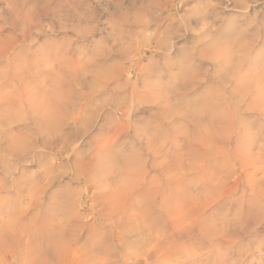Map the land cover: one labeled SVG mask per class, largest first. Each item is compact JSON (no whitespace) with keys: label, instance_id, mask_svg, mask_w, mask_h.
I'll return each mask as SVG.
<instances>
[{"label":"rangeland","instance_id":"374dc122","mask_svg":"<svg viewBox=\"0 0 264 264\" xmlns=\"http://www.w3.org/2000/svg\"><path fill=\"white\" fill-rule=\"evenodd\" d=\"M155 25L167 43L135 50ZM0 44V264L64 243L48 264H264V0H0Z\"/></svg>","mask_w":264,"mask_h":264},{"label":"bare ground","instance_id":"6f19581e","mask_svg":"<svg viewBox=\"0 0 264 264\" xmlns=\"http://www.w3.org/2000/svg\"><path fill=\"white\" fill-rule=\"evenodd\" d=\"M11 1H12V0H11ZM164 1H165V0H164ZM169 1H170V0H169ZM171 1H172V0H171ZM236 1H237V0H236ZM244 1H245V0H243V2H244ZM158 2H159V1H158ZM158 2H157V3L155 2L156 5L158 4ZM162 2H163V1H162ZM238 3L241 4L242 2H238ZM152 4H153V3H151L150 5H152ZM164 4H165V3H164ZM160 5H161V4H160ZM165 5H166V4H165ZM161 9H162V8H161ZM195 10H196V9H195ZM192 12H193V11H192ZM195 13H197V11H196ZM201 15H202V14H201ZM200 18H201V16L199 17V19H200ZM150 19H151V18H150ZM159 20H160V19H159ZM157 22H158V21H157ZM159 22H160V21H159ZM144 24H145V23H144ZM153 24H154V23H153ZM155 24H156V23H155ZM157 24H158V23H157ZM210 24H211V22H209V19L206 20V19H204V18H201V20H200V27L202 26L201 28L205 31V33H206L205 35L209 36L207 39H209L210 37L215 39V36H216V35H214L213 32L210 31V29L208 28V26H209ZM158 25H159V24H158ZM150 26H151V25H150ZM155 26H156V25H155ZM162 26H163V25H162ZM210 26H211V25H210ZM147 28H148V27H147ZM151 28H152V27H151ZM153 28H154V27H153ZM169 28H170V27H168V28L166 27V29H164V30L161 31V26H156V27H155L154 29H152V30H150V29L147 30V33L149 34V36L146 35V36H148L147 38L141 37V39L139 38V39H140L139 42H137V41L134 39V40L136 41V43H135L136 45H135V47H134L135 50H136L137 48L140 49L141 47H145L146 45L144 44V42L146 43L147 41H149V42L151 43V44H150V47H148L150 50H155V51H157V50L162 49L163 46H164V43L166 42V40H168V36H166V34L168 35V33H169V32H168ZM214 28H215V27H214ZM203 30H202V31H203ZM211 30H212V29H211ZM141 31H142V30H141ZM204 31H203V33H204ZM216 32H217V31H216ZM140 33H141V32H140ZM214 33H215V32H214ZM218 33H219V32H218ZM218 33H217V34H218ZM140 35H141V34H140ZM201 35H202V34H201ZM220 35H221V33L219 34V36H220ZM137 36H139V34H138ZM202 36H203V35H202ZM217 37H218V36H217ZM136 38H137V37H136ZM201 38H202V37H201ZM204 38H205V40H204ZM220 38H221V36H220ZM214 39H213V40H214ZM217 39H218V38H217ZM217 39H215V40L217 41ZM211 40H212V39H211ZM211 40H210L209 43H211V42L213 41V40H212V41H211ZM164 41H165V42H164ZM201 41H202V40H201ZM203 41H206V37H205V36L203 37ZM216 41H215V42L213 41L212 44L217 43ZM220 41H221V40H220ZM166 43H167V42H166ZM166 43H165V44H166ZM218 43H221V42L218 41ZM206 44H207V43H206ZM212 44H210V45H212ZM0 45H1V44H0ZM6 45L9 46V44H6ZM220 45H221V44H220ZM1 46H2V45H1ZM8 46H7V47H8ZM204 46H205V45H204ZM222 46H223V45H222ZM4 47H5V46H4ZM7 47H6L5 49H8ZM132 47H133V45H131V44H130V46H128V48H132ZM220 47H221V46H220ZM0 48H1V47H0ZM11 48H12V47H10V49H11ZM202 48H204V47H202ZM206 48H207V47H206ZM206 48H205V49H206ZM209 48H210V46H209ZM213 48H214V47H213ZM126 49H127V48H126ZM205 49H201V50H199V55H200V56H202V57L204 56V57H205V55H206V50H205ZM214 49H215V48H214ZM214 49H213V50H214ZM223 49H224V48H223ZM0 50H1V49H0ZM2 50H3V49H2ZM127 50H128V49H127ZM146 50H147V49H146ZM213 50H212V51H213ZM216 50H217V47H216ZM128 51H129V50H128ZM207 51H209V50H207ZM212 51H211V52H212ZM217 51H219V50H217ZM1 52L3 53V51H0V53H1ZM9 52H10V51L8 50V53H9ZM124 52H125V51H124ZM129 52H130V51H129ZM133 52H134V50L132 49V52H130V54L133 53ZM214 52H215V51H214ZM220 52H221V51H220ZM229 52H231V51H229ZM126 53H127V52H126ZM140 53H141V52H140ZM212 53H213V52H212ZM212 53H210V54H212ZM210 54H209V55H210ZM217 54H218V53H217ZM223 54H224V52H223ZM223 54H222V55H223ZM230 54H231V53H230ZM230 54H229V55H230ZM2 55H3V54H2ZM209 55H207V56H209ZM213 55L215 56V54H213ZM213 55H212V59H211V61H214L213 59H215V58L217 57V56H216V57L214 58ZM218 55H219V54H218ZM220 55H221V54H220ZM229 55H228V56H229ZM0 56H1V55H0ZM6 56H7V55H6ZM6 56H4V57H6ZM19 56H20V55H19ZM140 56H141V55H139L138 57L140 58ZM228 56H227V57H228ZM141 57H142V56H141ZM229 57H230V56H229ZM229 57H228V58H229ZM6 58H7V57H6ZM228 58H226V61L228 60ZM230 58H231V57H230ZM217 59H218V57H217ZM215 60H216V59H215ZM230 60L232 61V59H229V61H230ZM229 61H228V63H229ZM9 62H10V61H9ZM232 62H233V61H232ZM241 62H242V61H241ZM12 63H13V62H12ZM12 63H11V64H12ZM20 63H21V65L23 64L21 61H20ZM230 63H231V62H230ZM13 64H14V63H13ZM26 64H27V63H26ZM224 64H225V63H224ZM231 64H232V63H231ZM234 64H235V62H234ZM234 64H233V65H234ZM237 64H239V66H241V65H240V62L237 63ZM19 65H20V64H19ZM111 65H112V64H111ZM116 65H117V64H116ZM116 65H115V66H116ZM225 65H226V64H225ZM233 65H232V66H233ZM11 66H13V65H11ZM11 66H10V67H11ZM17 66H18V65L16 64V67H14V68H17ZM23 66H24V64H23ZM26 66H28V67H26V68H22V69H26V71H27V69L29 68V65L27 64ZM93 66H94V65H93ZM109 66H110V65H109ZM235 66H236V65H235ZM235 66H234V67H235ZM237 66H238V65H237ZM237 66H236V67H237ZM8 67H9V66H8ZM10 67H9V68H10ZM119 67H120V66H119ZM225 67H226V66H225ZM227 67H228V65H227ZM11 68H13V67H11ZM19 68H20V70H22V69H21V66H20ZM93 68H95V67H93ZM96 68H97V67H96ZM111 68H112V67H111ZM113 68H114V67H113ZM113 68H112V69H113ZM117 68H118V67H117ZM117 68H115V70H117ZM228 68H229V67H228ZM240 68H241V67H240ZM240 68H239V70H240ZM99 69H100V68H99ZM102 69H103V68H102ZM225 69H226V68H225ZM230 69H231V67H230ZM243 69H244V68H243ZM243 69H242V70H243ZM9 70H10V69H9ZM16 70H18V69H16ZM28 70H29V69H28ZM92 70L94 71L95 69H91V71H92ZM105 70H106V69H105ZM107 70H108V68H107ZM110 70H111V69H110ZM110 70H109V71H110ZM113 70H114V69H113ZM236 70H237V69H236ZM239 70H238V72H239ZM6 71H8V70H6ZM18 71H19V70H18ZM18 71H17V72H18ZM89 71H90V70H88V72H89ZM98 71H100V70H98ZM103 71H104V70H102V72H103ZM109 71H108V72H109ZM117 71H119V69H118ZM120 71H121V69H120ZM120 71H119V72H120ZM8 72H9V71H8ZM24 72H25V70H24ZM24 72H23V73H24ZM27 72H28V71H27ZM104 72L106 73V71H104ZM111 72H112V71H111ZM115 72H116V71H115ZM115 72H114V73H115ZM121 72H122V71H121ZM232 72H235V73H236V71H232ZM3 73H4V75L1 73L2 75H0V76H4V78L6 79L5 76H6L8 73L6 72V73H7L6 75H5V72H3ZM9 73L11 74V72H9ZM30 73H31V72H30ZM91 73H92V72H91ZM93 73H94V75H96L95 73H97V72H93ZM93 73H92V74H93ZM98 73H99V72H98ZM112 73H113V72H112ZM117 73H118V72H117ZM85 74H86V72H85ZM89 74H90V73H89ZM102 74H104V73H102ZM109 74H111V73L109 72ZM196 74H197V73H196ZM240 74H241V73H240ZM8 75H9V74H8ZM13 75H14V74H13ZM16 75H17V74H16ZM16 75H14V76H16ZM20 75H21V77L23 76L22 73H21ZM90 75H91V74H90ZM98 75H99V74H98ZM100 75H101V72H100ZM107 75H108V73H107ZM113 75H114V74H113ZM117 75H119V74H117ZM117 75H116V76H117ZM198 75H199V74H198ZM235 75H239V74L236 73ZM235 75H234V76H235ZM248 75H249V74H248ZM255 75H256V74H255ZM11 76H12V75H11ZM96 76H97V75H96ZM246 76H247V75H246ZM246 76H244L245 79H246ZM253 76H254V75H253ZM260 76H262V75H260ZM12 77H13V76H12ZM25 77H26V76H25ZM93 77H94V76H93ZM97 77H98V76H97ZM101 77L103 78V75H102ZM107 77H108V76H107ZM241 77H242V76H241ZM249 77H250V75L248 76V78H249ZM251 77H252V76H251ZM255 77H256L257 80L260 79L258 76H255ZM257 77H258V78H257ZM4 78H3V79H4ZM15 78H17V77H15ZM104 78H106V76H105ZM111 78H112V77H111ZM114 78H115V77H114ZM236 78H237V77H236ZM0 79H1V77H0ZM3 79H2V81H3ZM5 79H4V80H5ZM23 79H24V78H23ZM25 79H26V78H25ZM29 79H30V78H29ZM94 79H96V78H94ZM98 79H101V78H98ZM107 79L110 80L109 78H107ZM261 79L264 80V76H262ZM18 80L20 81V79H18ZM18 80H16V81H18ZM21 80H22V78H21ZM26 80H28V79H26ZM33 80H34V79H33ZM248 80H249V79H248ZM253 80H254V79H253ZM253 80H252V82H253ZM257 80H254V81H257ZM6 81H7V80H6ZM29 81L31 82V80H28V82H29ZM106 81H107V80H106ZM182 81H183V80H182ZM258 81H259V80H258ZM4 82H5V81H4ZM7 82H8V81H7ZM9 82H14V80L12 79V81L10 80ZM20 82H21V81H20ZM28 82H27V83H28ZM34 82H35V81H34ZM245 82H246V81H244V84H247V83H245ZM247 82H248V81H247ZM262 82H263V81H261V83H262ZM0 83H1V82H0ZM14 83H15V82H14ZM14 83H13L14 86H12V84H11V86H12L13 88L16 87V85H15ZM22 83H23V82H22ZM183 83H184V82H183ZM259 83H260V82H259ZM261 83H260V84H261ZM24 84H25V86L27 85L26 83H24ZM28 84H30V83H28ZM31 84H33V83L31 82ZM41 84H42V83H41ZM118 84H119V83H118ZM118 84H117V85H118ZM121 84H122V83H121ZM251 84H252V83H251ZM253 84H254V82H253ZM262 84H264V82H263ZM262 84H261V85H262ZM9 85H10V84H9ZM19 85H21V83H19ZM22 85H23V84H22ZM54 85H55V84H54ZM60 85H61V84H60ZM60 85H59V86H60ZM254 85H255V84H254ZM3 86H4V85H3ZM3 86H2V87H3ZM39 86H40V88H41L42 85L39 84ZM118 86H119V85H118ZM242 86H244V85H242ZM250 86H251V85H250ZM7 87H8V86H7ZM21 87H22V86H21ZM21 87H20V88H21ZM26 87H28V86H26ZM43 87H44V86H43ZM116 87H117V86H116ZM120 87H121V85H120ZM13 88H12V90H13ZM30 88H31V87H30ZM34 88H35V87H34ZM40 88H38V86H37V88H35V89H40ZM47 88H48V87H47ZM47 88H45V89H47ZM53 88H54V87H53ZM57 88H58V87H57ZM3 89H4V88H3ZM5 89H6V87H5ZM5 89H4V92H5ZM8 89H9V87H8ZM14 89H15V91L17 90L16 88H14ZM18 89H19V88H18ZM21 89H22V88H21ZM26 89H27V88H26ZM28 89H29V88H28ZM28 89H27V91H28ZM41 89H42V88H41ZM45 89H43V90L46 91V92H48V90H45ZM50 89L53 90L52 88H50ZM50 89H49V90H50ZM61 89H62V87H61ZM12 90H11V91H12ZM58 90H60V87H59ZM58 90H57V91H58ZM250 90H251V89H250ZM0 91H1V93L3 92L2 89H1ZM22 91H23V90H22ZM22 91H20V92H22ZM25 91H26V90H25ZM33 91H34V89H33ZM41 91H42V90H41ZM44 91H43V92H44ZM57 91H56V93H57ZM60 91H61V90H60ZM9 92H10V91H9ZM9 92H7V93H9ZM16 92H17V91H16ZM20 92H19V93H20ZM31 92H32V91H30L29 93H31ZM46 92H45V93H46ZM7 93L5 92L4 95L6 96ZM13 93H14V91H13ZM19 93H18V95H19ZM50 93H51V92H50ZM53 93H55V90H54ZM56 93H55V95H56ZM243 93H244V91H243ZM10 94H11V93H10ZM14 94L16 95L17 93H14ZM62 94H63V90H62ZM2 95H3V93L1 94V98L5 97V96L2 97ZM7 95H8V94H7ZM29 95H30V94H29ZM43 95H45V94L43 93ZM46 95H48V94H46ZM55 95H54V96H55ZM59 95H61V93H60ZM63 95H64V94H63ZM63 95H62V96H63ZM246 95H247V94H246ZM246 95H245V96H246ZM259 95H260V94H259ZM262 95H263V93H262ZM262 95H261V96H262ZM11 96H12V95H11ZM19 96H20V95H19ZM26 96H28V95H26ZM30 96H31V95H30ZM33 96H34V95H33ZM62 96H61V97H60V96H58V97L55 96V98L57 97V99H59V97H60V98L62 99ZM8 97H10V96H8ZM21 97H22V96H21ZM34 97H36V96H34ZM43 97L46 98V96H43ZM43 97H42V98H43ZM52 97H53V96H52ZM52 97H51L50 99L48 98L49 101H46V100H45V102H46V107H47V106H51V108L49 107V109H51V110H52V109H57V108H59V103H61V105H62V107H63V104H62V103H64L63 100H64V101L67 100V98H66V99H63L61 102H59V101H57L55 98H52ZM63 97L65 98V96H63ZM259 97H260V96H259ZM263 97H264V95H263ZM1 98H0V100H1ZM5 98H6V97H5ZM5 98H3L2 100H4ZM31 98H32V96H31ZM81 98H83V97H81ZM10 99H13V97H12V98L10 97L9 100H10ZM14 99H15V98H14ZM20 99H22V98H20ZM34 99H35V98H34ZM61 99H60V100H61ZM79 99H80V98H79ZM2 100H1L0 103L2 104L1 106L4 107V105H3L4 102L2 103ZM5 100H6V99H5ZM5 100H4V101H5ZM22 100H23V99H22ZM81 100H82V99H81ZM257 100H259V99H257ZM16 101H18V100H16ZM23 101H25V100H23ZM40 101H41V100H40ZM11 102H13V101H11ZM21 102H22V101H21ZM25 102H26V101H25ZM34 102H35V101H34ZM36 102H37V101H36ZM38 102H39V101H38ZM262 102H264V101H262ZM18 103H20V102H18ZM18 103H16V104H13V103H12V104H13V106H14V105H17ZM27 103H28V102H27ZM27 103H26V104H27ZM31 103H32V102H31ZM85 103H86V102H85ZM4 104H5V103H4ZM7 104L10 105V106L12 105V104H10L9 102H8V103L6 102V107H7ZM24 104H25V103H23V105H24ZM47 104H48V105H47ZM64 104H66V103H64ZM19 105H20V104H18V107H20ZM27 105H28V104H27ZM39 105H41V104H39ZM66 105H67V104H66ZM10 106H8V107H10ZM25 106H26V105H25ZM44 106H45V105H44ZM64 106H65V105H64ZM86 106H87V105H86ZM8 107H7V109L9 110L10 108H8ZM29 107H30V106H29ZM46 107H45V108H46ZM68 107H69V105H68ZM70 107H71V106H70ZM83 107H84V106H83ZM87 107H89V106H87ZM90 107H93V106H91V104H90ZM90 107H89V110H90L89 113H85V114H91V113H92V112H91L92 110L90 109ZM13 108H14V107H13ZM20 108H23V107L21 106ZM33 108H34V107H33ZM33 108H31V109L34 110ZM36 108H37V107H36ZM36 108H35V109H36ZM45 108H43V109H45ZM64 108H65V107H64ZM3 109H4V108H3ZM5 109H6V108H5ZM5 109H4V110H5ZM26 109H27V108H26ZM31 109H29V113H28L29 115H30V113H31V111H30ZM47 109H48V108H47ZM68 109H69V108H68ZM85 109H86V108H84V112H85ZM1 110H2V108H1ZM1 110H0V111H1ZM4 110H3V111H4ZM8 110H7V111H8ZM10 110H11V109H10ZM13 110H14V109H13ZM13 110H11V111H13ZM15 110H16V108H15ZM41 110H42V108H41ZM61 110H62V109H61ZM7 111L5 110L4 113H7ZM11 111H10V112H11ZM43 111H44V110H42V112H43ZM46 111H47V110H46ZM80 111L82 112V110H80ZM86 111H87V109H86ZM19 112H21V111H19ZM24 112H25V111H24ZM27 112H28V111H27ZM34 112L36 113V111H33V114H34ZM47 112H48V111H47ZM63 112H65V111H63ZM70 112H72V111H70ZM70 112H69V113H70ZM74 112H75V111H74ZM78 112H79V111H78ZM78 112H76V114H77ZM87 112H88V111H87ZM90 112H91V113H90ZM2 113H3V112H2ZM4 113H3V114H4ZM11 113H12V112H11ZM14 113H15V119H17V118H16V116H17L16 113H18V110H17V112L15 111ZM14 113H13V114H14ZM22 113H23V112H22ZM82 113H83V112H82ZM93 113H95V110H93ZM0 114H1V113H0ZM13 114H12V115H13ZM18 114H19V113H18ZM28 114H27V115H28ZM33 114H32V115H33ZM36 114H37V113H36ZM40 114H43V113H40ZM48 114H49V113H48ZM52 114H53V112H52ZM54 114H55V113H54ZM78 114H79V113H78ZM85 114H84V116H85ZM1 115H2V114H1ZM4 115H6V114H4ZM4 115H3V116H4ZM7 115H8V113H7ZM9 115H10V114H9ZM12 115H10V116H12ZM20 115H21V113H20ZM20 115H19V116H20ZM24 115H25V113H24ZM70 115H73V114H72V113L68 114V116H70ZM38 116H39V114H38ZM45 116H46V113H45ZM48 116H49V115H48ZM55 116H56V115H55ZM68 116H67V114H66V117H68ZM80 116H81V115H80ZM87 116H89V115H87ZM91 116H92V115H91ZM7 117H9V116H7ZM21 117H22V116H21ZM30 117H31V115H30ZM34 117L38 118L37 115L34 116ZM51 117H52V115H51ZM57 117H58V116H57ZM66 117H65V118H66ZM82 117H83V116H82ZM9 118H11V117H9ZM9 118H7V120H8ZM18 118H19V117H18ZM27 118H28V117H27ZM42 118H43V117H41V119H42ZM44 118H46V117H44ZM78 118H79V117H78ZM78 118H77V119H78ZM85 118H86V117H85ZM0 119H1V116H0ZM12 119H13V117H12ZM12 119H11V120H12ZM20 119H21V118H20ZM32 119H33V118H32ZM47 119H48V117H47ZM47 119H46V120H47ZM80 119H81V118H80ZM86 119H88V121H89V117H87ZM86 119H85V122H86ZM3 120H4V118L2 119V121H3ZM83 120H84V119H83ZM127 120H128V119H127ZM4 121H6V120H4ZM13 121H15V120H13ZM17 121H20V120L18 119ZM31 121H32V120H31ZM36 121H37V120H36ZM39 121H40V120L38 119V122H39ZM42 121L45 122L44 120H42ZM47 121H49V124H50V121H51V120H47ZM90 121H91V120H90ZM6 122H7V121H6ZM6 122L4 123L5 125L7 124ZM38 122H37V124H38ZM59 122H60V120H59ZM11 123L13 124V122H11ZM34 123H35V122H34ZM52 123H54V122H52ZM56 123H57V121H56ZM8 124H10V122H9ZM35 124H36V123H35ZM35 124H34V125H35ZM80 124H81V123H80ZM84 124H85V123H84ZM88 124H89V122H88ZM109 124H110V123H109ZM10 125H11V124H10ZM56 125H59V124H56ZM42 126H43V125H42ZM44 126H47V124L44 125ZM81 126H82V125H81ZM88 126H89V125H88ZM49 127H50V126H48V128H49ZM57 127H58V126H57ZM52 128H53V127H51V129H52ZM38 129H39V128H38ZM44 129H45V128H44ZM51 129H49V130L46 131V132H51ZM55 129H56V127H54V129H52V132H54ZM45 130H46V129H45ZM41 132H42V131H41ZM7 133L10 134V132H7ZM12 133H14V132H12ZM26 133H27V132H26ZM15 134H16V133H14V135H15ZM6 135H8V134H6ZM6 135H5V136H6ZM10 135H11V134H10ZM10 135H9V137H8L9 139H10ZM17 135H18V133H17ZM19 135H20V134H19ZM19 135L17 136V138L19 137V138L22 139V137H23V136L26 137L25 135H27V134L24 135V133H23V134L21 133V136H22V137L19 136ZM12 136H13V135H12ZM27 136H28V135H27ZM6 137H7V136H6ZM14 138H15V137H14ZM17 138H15V139H17ZM27 138H28V137H27ZM13 140H14V139L12 138V141H13ZM9 141H11V140H9ZM18 141H19V139H18ZM22 141L25 142V138H24V140H22ZM22 141L20 140L19 143L22 142ZM13 142H14L15 144L18 143V142H15V141H13ZM24 142H22V143H24ZM27 142H28V140H27ZM29 142H30V141H29ZM10 143H12V142H9V145H10ZM14 143H13V145H14ZM19 143L16 144V146H18V145L20 146V145H24V144H26V142H25L24 144H22V143L19 144ZM0 145H1V144H0ZM26 145H27V144H26ZM28 145H29V144H28ZM1 146H4V145H1ZM1 146H0V147H1ZM24 146H25V145H24ZM12 147H13V146H12ZM22 147H23V146H21V147H17V148H21V149H23ZM27 147H28V146H27ZM2 148H5V147H2ZM14 148H15V147H14ZM17 148H16V149H17ZM5 149H6V148H5ZM10 149H11V148H10ZM10 149H9V150H10ZM64 149H65V148H64ZM6 150H7V149H6ZM6 150H4V153L6 152ZM25 150H26V149H25ZM25 150H23V151L26 152ZM10 151H13V149L10 150ZM10 151H8V152H10ZM17 151H18V154H19V150H17ZM23 151H22V153H23ZM108 151H109V150H108ZM108 151H107V153H108ZM8 152H6V153H7V154H10V153H8ZM0 153H1V152H0ZM13 153H15V150H14ZM1 154H2V153H1ZM2 155H4V154H2ZM16 155H17V154H16ZM21 155H23V154H21ZM9 156H10V155H9ZM14 156H15V155H14ZM12 157H13V155H12ZM18 158H20V157H18ZM3 159H4V157H3ZM3 159H2V160H3ZM5 159H7V158H5ZM15 159H17V158H15ZM4 161H5V160H4ZM99 163H100V162H99ZM102 164H103V163H102ZM102 164H101V165H102ZM96 165L99 167L100 164L98 165L97 162H96L95 166H96ZM97 166H96V168L98 169ZM49 167H50V166H49ZM49 167H48V169H49L50 171L54 170V168H55V167H54V164H51V167H50V168H49ZM93 167H94V166H93ZM118 168H119V167H118ZM122 168H124V166H122ZM90 169H91V167H90ZM93 169H95V168H93ZM49 170H48V171H49ZM91 170H92V169H91ZM119 170H120V169H119ZM123 170H125V169H123ZM95 171H96V169H95ZM125 171H126V170H125ZM88 172H90V170H88ZM92 172H93V170H92ZM97 172H98V171H97ZM106 172H107V171H106ZM106 172H105L104 174H106ZM112 172H113V171H112ZM115 172H117V171H115ZM83 173H84V172H83ZM94 173H95V172H94ZM94 173H93V174H94ZM101 173H102V172H101ZM107 173H108V172H107ZM110 173H111V172H110ZM110 173H109V174H110ZM113 173H114V172H113ZM120 173H122V172L119 171V174H120ZM84 174H85V173H84ZM86 174H87V173H86ZM109 174H108V175H109ZM114 174H115V173H114ZM119 174H118V175H119ZM123 174H124V173H123ZM123 174H120L119 176L122 177L121 175H123ZM87 175H88V174H87ZM89 175H91V174L89 173ZM111 175H112V174H111ZM118 175H117V176H118ZM84 176H85V175H84ZM115 176H116V175H115ZM85 177H86V176H85ZM87 177H88V176H87ZM106 177H107V176H106ZM109 177H110V176H109ZM113 177H114V176H113ZM120 177H119V178H120ZM124 177H125V176H124ZM124 177H123V178H124ZM92 178H93V176L90 177L91 180H92ZM119 178H117V180H118ZM90 179H87V180L90 181ZM107 179H108V178H107ZM114 179H115V178H114ZM109 180H110V179H109ZM111 180H112V182H114L113 179H111ZM117 180L115 179V182H118V184H119V182H120L121 180H123V179H119V181H117ZM124 180H125V179H124ZM124 180L121 181V182H124ZM110 184H111V183H110ZM121 184H122V183H121ZM121 184H120V185H121ZM113 185H114V184H113ZM115 185H116V183H115ZM115 185H114V186H115ZM111 186H112V185H111ZM118 186H119V185H118ZM121 186H122V185H121ZM121 186H120V187H121ZM116 187H117V186H116ZM120 187H119V189H120ZM67 188H68V187H67ZM108 188H109V187H108ZM112 188H113V187H112ZM117 188H118V187H117ZM117 188H116V192L111 191V189H108V190L106 189L107 191L105 190V192L107 193L108 191H110V192H112L113 195H114V193L116 194V193H118V191H119V189H117ZM110 192H109V193H110ZM67 193H68V194L65 193V194H66V197H65V199H64L65 205L67 204V205L73 207V205H74V200H75V199H74V192L69 191V192H67ZM112 193H110V194H111V197H115L116 195L112 196ZM117 195H118V194H117ZM27 196H28V195H27ZM103 196H105V193H103ZM106 196H107V194H106ZM54 197H55V196H54ZM111 197L109 196V198H111ZM116 197H117V196H116ZM104 198H106V197H104ZM109 198H108V196H107V199H109ZM112 199H113V198H112ZM112 199H111V200H112ZM114 199H115V198H114ZM29 201H30V200H29ZM64 202H63V203H64ZM30 203H31V201H30ZM32 203H33V202H32ZM63 203H60V205H62ZM65 205H63V206H65ZM31 206H32V205H31ZM37 207H38V206H37ZM52 209H53V208H52ZM73 212H74L75 215H76L77 210H76V211H73ZM11 213H12V212H11ZM13 213H14V212H13ZM48 213H49V212H48ZM16 217H17V216H16ZM75 217H77V220H78L77 223L81 222L82 219H81V217H80V215H79L78 213H77V215H76ZM83 219H84V217H83ZM5 222H6V221H5ZM13 223H14V222H13ZM82 223H84V222L82 221L81 224H82ZM68 224H69V223H68ZM81 224H78V225L81 227ZM84 224H85V223H84ZM66 225H67V224H66ZM6 227H7V228H6ZM6 227H5L4 225H3V226H0V236H1L2 234H4V232H7V230L9 229V226H6ZM65 227H66V226H65ZM84 227H85V226H84ZM81 228H82V227H81ZM2 231H3V232H2ZM63 233H66L65 235H68L67 231H65V232H63ZM114 234H115V233H114ZM101 235H102V237L99 236L100 239H101V241L91 240V241H86V242H85V245H86V247L88 248V251H87V252H88V255H90V259H92V260H95V259L98 257V255H99V256H100V255H105V254L110 250V247H109V245H108V242H109V241H108V239H107V235H106L105 233H101ZM116 235H117V233H116ZM103 238H104V239H103ZM33 239H34V238H33ZM92 239H94V238L92 237ZM45 240H46V239H45ZM50 245L54 248L53 251H49V250H47V249H42V247H37V245H36L35 250H34V252H33L34 254H33L31 257H29V259H28V264H48V262H50L53 258H57V257H58V259L61 260V259L63 258V256H64V254H66V252H67V250H68V244H66V243H64L63 248H62V247H59V246H56V247H55V246L52 245V244H50ZM83 245H84V244H83ZM83 245H82V247H83ZM75 247H76V246H75ZM75 247H74V248H75ZM74 248H73V249H74ZM79 250H80V249H79ZM80 252H81V251H80ZM75 254H76V253H75ZM83 254H84V253H83ZM83 256H84V255H83ZM10 257H11V256H10ZM50 257H51V258H50ZM13 258H14V257H13ZM13 258H12V259H13ZM17 259H18V258H17ZM60 260H59V261H60ZM100 261H101V260H100ZM11 262H12V261H11ZM13 262H14V261H13ZM101 262H102V261H101Z\"/></svg>","mask_w":264,"mask_h":264}]
</instances>
